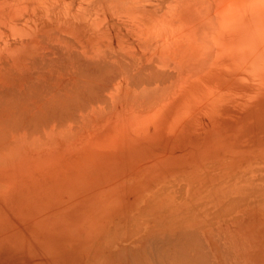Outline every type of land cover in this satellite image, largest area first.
Listing matches in <instances>:
<instances>
[{"label":"bare ground","instance_id":"6f19581e","mask_svg":"<svg viewBox=\"0 0 264 264\" xmlns=\"http://www.w3.org/2000/svg\"><path fill=\"white\" fill-rule=\"evenodd\" d=\"M66 174L92 184L88 232L126 240L92 264H218L182 247L198 226L239 264L257 240L224 218L264 220V0H0L1 200Z\"/></svg>","mask_w":264,"mask_h":264},{"label":"rangeland","instance_id":"374dc122","mask_svg":"<svg viewBox=\"0 0 264 264\" xmlns=\"http://www.w3.org/2000/svg\"><path fill=\"white\" fill-rule=\"evenodd\" d=\"M65 166H69V165L65 164ZM25 177H27V175H24V179L26 180L25 181L26 183L21 187L22 189H20L23 191L19 192L18 193L19 195H15L17 198L15 197L14 203H11L8 200L6 201L1 200V197H0V264H87V263L92 264L93 259L95 260L96 258L99 257L98 259L101 260L100 258L103 257L104 253H106L107 251H108L107 252L108 256L107 255L105 256L111 258L112 254L116 253L117 255V253H119L118 251H121L120 249L124 247L125 241H126L124 240L125 238L117 240L118 242L121 241L120 248H115V246L113 247L115 241L112 242L109 239L106 240V237L109 234L107 233V231L105 233L101 232V234L99 232H88V229L93 228V226L89 222L86 223L85 221H82L83 215L85 211L89 209L90 204L95 203V201H88V196L90 194V191H91V194L89 196V200L94 197V193L92 192V184L90 183V181L88 184L86 180L83 182V179L78 178V177L73 178V177L68 176V174L62 177L63 180L65 179L64 182H62L63 181L62 178H60L61 179L60 182L54 181L53 176H47L49 178L48 180L45 178L40 182H38L37 179L35 181H33L32 179H29L28 178L29 176L27 178ZM27 179H29V181ZM6 180L9 181L8 182L9 184H11L10 189L15 187L11 181V180H14V177H10V179H6ZM26 185H30L31 189L28 186L26 187ZM89 186H91V188H89ZM94 191H96V189ZM75 206H77L78 208L77 210L72 209ZM79 213H80L81 218L79 217ZM243 213H242L243 217L240 216L242 214L237 213V216L239 215L238 218L237 216L236 217L228 216V219L227 218H224V219L228 221L231 220V223H233L234 227H236L235 225L237 224L240 232L243 228L249 230L248 234L243 230L245 232V235L247 234L249 238L251 239L254 238L255 240H257L255 241L253 239L255 241L253 243L255 244L256 247H258L256 249V247L254 246L256 249V250L254 249V252L251 249V246H249V243L252 244V248L254 244L252 242H249L248 244L246 243V246L248 245L249 247L247 248L248 249L247 253L249 252V255L244 252L246 251L244 249H242V251L244 250L242 253L240 252L242 247L235 246L234 243L236 242L237 244L238 243L237 240L239 238L236 240L237 237L236 238L234 236L229 237V236H232L233 234L228 235L227 233L225 234L221 230H219V232L220 233L223 232L227 236L226 237L227 239L225 238L224 235H223L224 238L222 235L220 237L219 232L217 234L213 233V240L217 242V243L215 242V249H216L215 250L214 246L210 243V240H207L208 238L204 239V236L202 234V232L207 233L209 230L208 229L209 227H207L208 230L203 228V231L202 230L199 231L198 228L200 227L198 226L197 228L198 231L194 230L193 231L194 234H191L193 238V236L195 235V231H197L196 234H198V236L195 235L196 236L195 237L196 240H194L195 243L198 241V239H201L198 241V244H201L203 241L206 240L204 243H202V247L199 246L200 248L199 250L197 246H195L198 244L196 243L194 245L195 248H197L196 250L198 251H196L193 246L194 238L193 239L191 238V235L189 232H188L189 235L187 234V236H189L190 238L189 237L183 238V237L178 236L180 239L182 238L181 239L183 241L182 247L185 249H189L191 254L198 252L197 254L199 256L194 254V256L196 257L194 256L191 257L192 255H190V257L193 260L194 258H197L196 260L198 261H201V260L205 261L209 257L210 259L214 260V257L209 255V253H211V250H212L215 254L218 251L222 253V255L216 256L217 259L215 260L218 262V264H231V263L236 262L235 257L227 256V258H234L233 259L234 261L232 259L226 260L225 258H223L225 255V254L223 255V253H225L227 249H228L227 251L230 252L229 249L232 248V245H230V247L226 245L228 248L226 246L222 247L223 245H221L220 238H222L221 241L223 240L227 241L229 239L228 240L229 243L232 239L233 241L235 240V242H232L234 244L233 246L240 248L239 252H237V250L233 251L234 253L231 252L233 253V255L236 256V260L239 261V264H250V261L253 262V264L254 263L262 264V262L264 263V256H263L264 255V249H263L264 248V241H263L264 237L263 238L261 237L264 234V230H263L264 220L261 219L262 217L260 215L257 216L258 213H252L248 217L252 218L254 216L252 218L253 221L249 219L251 223L253 224H251L249 221L250 225L247 226L248 225L247 223V225L244 226L243 222H245L244 221L245 219L248 220L247 214H250V213H247V214L246 212H243ZM240 217L242 219L244 218L245 219L242 221ZM259 218L261 222H259L260 221ZM115 224L116 223H113V221L112 222L109 221V224H108L109 229H111L113 225L115 226ZM208 224H203V225L207 226ZM227 224L229 223L227 222ZM227 224H224V225H227ZM233 225L230 224L229 226L232 227ZM253 225L254 227H252ZM255 225L257 227H255ZM223 227H226L227 229L228 225L223 226ZM231 227L229 228L231 229ZM258 227H261L263 229L259 228L260 231H258ZM226 229H224L225 232H226ZM231 231H233V229ZM231 231H227V232L230 233ZM234 231H236L235 228H234ZM179 232H182V231H179ZM179 232H175V233H179ZM198 232L199 233L201 232V235ZM254 232L258 236H256ZM237 233H238L237 235L241 237V235H239L241 233L239 232ZM251 233L253 235H250ZM82 234H83V237H81ZM101 237L103 240H100ZM178 237H176L175 239L177 240ZM255 237L257 238L260 237V238L257 239ZM247 238L245 239L243 238L242 240L244 242H248L251 240L250 239L246 241ZM189 240L190 241L192 240V241L189 243L188 242ZM242 240L241 242H243ZM261 242L262 244H260ZM107 243L109 244L111 243L112 246L107 248L108 247ZM218 243L221 245V247L218 246ZM238 245H243V244L238 243ZM191 246H193V248ZM206 249L209 251V253L207 252ZM234 249H230V250H234ZM92 250L94 251L93 256H92L93 253H91ZM239 253H241L242 255L247 254L250 257L246 255H245L246 257L245 256L243 257ZM247 257H248V260H246ZM89 258H91L92 260L91 259H90L91 261L88 260ZM103 260H105V258H103ZM103 260L101 261L102 262L101 264H103L104 262H106L104 264H108L107 261L109 259L107 261L106 260L103 261ZM112 260L110 261L114 262L113 264H124V263L118 262V260L116 261L115 260L112 261ZM231 260L232 262H230Z\"/></svg>","mask_w":264,"mask_h":264}]
</instances>
